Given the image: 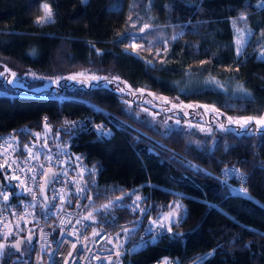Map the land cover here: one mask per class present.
Instances as JSON below:
<instances>
[{
    "label": "trees",
    "instance_id": "obj_1",
    "mask_svg": "<svg viewBox=\"0 0 264 264\" xmlns=\"http://www.w3.org/2000/svg\"><path fill=\"white\" fill-rule=\"evenodd\" d=\"M262 51L264 0H0V65L23 73L0 71V135L48 125L44 151L85 165L79 218L109 239L134 227L121 249L176 213L124 264H264V129L231 122L264 111ZM146 102L203 126L159 130Z\"/></svg>",
    "mask_w": 264,
    "mask_h": 264
},
{
    "label": "built area",
    "instance_id": "obj_2",
    "mask_svg": "<svg viewBox=\"0 0 264 264\" xmlns=\"http://www.w3.org/2000/svg\"><path fill=\"white\" fill-rule=\"evenodd\" d=\"M48 130V125L41 126L27 141H21L14 130L0 135V169L7 178L0 172V233L37 225L25 250L9 255L0 246V264H124L125 252L161 235L158 223H153L150 234L141 235L127 248L115 249L107 246L106 232L94 234L90 223L77 214L84 197L85 165L77 155L44 151ZM48 169L54 171V177L47 191L48 207L43 209L39 187ZM224 175L238 177L239 173L231 166ZM165 260L177 264L166 255L150 264H164Z\"/></svg>",
    "mask_w": 264,
    "mask_h": 264
},
{
    "label": "rangeland",
    "instance_id": "obj_3",
    "mask_svg": "<svg viewBox=\"0 0 264 264\" xmlns=\"http://www.w3.org/2000/svg\"><path fill=\"white\" fill-rule=\"evenodd\" d=\"M43 16V15H42ZM246 33L241 29V28H237L236 29V38H235V43H236V53L239 55L242 53L244 46H245V37H246ZM259 56L264 57V51L259 53ZM8 70L10 72L15 73V76L19 77L21 76L23 73L19 72V71H14L13 69H8L6 66H2L0 65V71H5ZM77 76V75H75ZM15 77V78H17ZM14 78V79H15ZM168 101L170 100L172 102L173 105H177L178 101L174 100V99H167ZM190 104H187L185 106L188 107ZM197 106H200L198 104H193L190 106V108H197ZM202 108L205 111H209L210 108L209 106L206 105H202ZM142 114L143 117H148L147 119L149 120L150 124L153 125L154 127L158 128L159 130H162L164 128V126H168L171 127L173 125H177V126H183V127H190L191 125H194L196 127H202L203 125L201 124V120H202V116L201 114L198 115V117L196 119H198L197 123H193V122H189V121H185L182 122L178 116L174 115V116H168V115H163L160 113L159 107L155 104H151V103H147L144 106H141L140 110H139ZM197 114V113H195ZM249 118H252L251 121H249L248 123H245V121H247ZM264 118V111L262 113L261 116H232L231 117V122L233 124H237L238 125L244 127L247 125H253L255 126V128L257 129H264V125L261 124H257L256 120L262 119ZM238 178H241V176L239 175ZM242 180L243 179H239V183L238 185L235 186V188H233L234 191L237 192H242ZM176 213L175 212H170V213H163L160 215L158 222H154V223H168L171 220H175L176 218ZM23 228H18L17 230L14 231V229H7L4 232L0 233V246L2 249H5L6 247V242L8 240V238L13 237L14 235L18 234L20 232V230ZM134 229V227L132 225H125L121 228V230L115 235V236H111L109 242H107V246L112 247V248H119L123 247L124 243L127 240V236H129L130 232ZM26 247H23L22 250H25Z\"/></svg>",
    "mask_w": 264,
    "mask_h": 264
},
{
    "label": "water",
    "instance_id": "obj_4",
    "mask_svg": "<svg viewBox=\"0 0 264 264\" xmlns=\"http://www.w3.org/2000/svg\"><path fill=\"white\" fill-rule=\"evenodd\" d=\"M0 172L4 176L5 180L7 181V178L5 176V173L3 172L2 169H0ZM53 177H54V171L51 170V169H48L45 172V174L43 176V179H42V182H41L40 187H39V195L41 197V200L43 201V207H42L43 209H46L48 207L49 201H48L47 191H48V188H49L50 184L53 181ZM36 228H37V225L36 224L29 225L25 229L24 234L16 237L14 240L7 241L6 242V245L7 246H10L15 251H20V246L23 243L29 244V243L32 242V240L35 237V230H36Z\"/></svg>",
    "mask_w": 264,
    "mask_h": 264
},
{
    "label": "snow or ice",
    "instance_id": "obj_5",
    "mask_svg": "<svg viewBox=\"0 0 264 264\" xmlns=\"http://www.w3.org/2000/svg\"><path fill=\"white\" fill-rule=\"evenodd\" d=\"M42 11H43V16L37 18L35 22L37 24L52 22L54 14H53L52 8L49 6V4H47V3L42 4ZM13 75H15V73H13ZM251 119L252 118H249L247 121H245V123H248L249 121H251ZM256 123L264 125V118L256 120ZM164 264H168V261L165 260Z\"/></svg>",
    "mask_w": 264,
    "mask_h": 264
},
{
    "label": "flooded vegetation",
    "instance_id": "obj_6",
    "mask_svg": "<svg viewBox=\"0 0 264 264\" xmlns=\"http://www.w3.org/2000/svg\"><path fill=\"white\" fill-rule=\"evenodd\" d=\"M20 235H22V234L19 232L18 234H16V235H14L13 237H11L9 241L14 240L16 237H18V236H20ZM27 245H28L27 243H23V244L20 246V249H22L23 247H26Z\"/></svg>",
    "mask_w": 264,
    "mask_h": 264
}]
</instances>
